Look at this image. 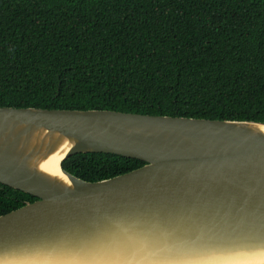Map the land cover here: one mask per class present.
Masks as SVG:
<instances>
[{"label":"water","instance_id":"water-1","mask_svg":"<svg viewBox=\"0 0 264 264\" xmlns=\"http://www.w3.org/2000/svg\"><path fill=\"white\" fill-rule=\"evenodd\" d=\"M79 153L142 161L93 182ZM0 264H264V122L0 106Z\"/></svg>","mask_w":264,"mask_h":264},{"label":"trees","instance_id":"trees-1","mask_svg":"<svg viewBox=\"0 0 264 264\" xmlns=\"http://www.w3.org/2000/svg\"><path fill=\"white\" fill-rule=\"evenodd\" d=\"M0 106L264 122V0H0ZM143 164L61 163L88 182ZM34 200L0 184V215Z\"/></svg>","mask_w":264,"mask_h":264}]
</instances>
